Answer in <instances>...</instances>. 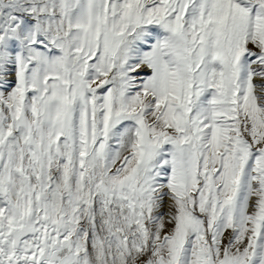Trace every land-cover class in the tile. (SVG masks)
I'll return each mask as SVG.
<instances>
[{
    "label": "snow or ice",
    "instance_id": "6c2138e0",
    "mask_svg": "<svg viewBox=\"0 0 264 264\" xmlns=\"http://www.w3.org/2000/svg\"><path fill=\"white\" fill-rule=\"evenodd\" d=\"M0 264H264V0H0Z\"/></svg>",
    "mask_w": 264,
    "mask_h": 264
}]
</instances>
